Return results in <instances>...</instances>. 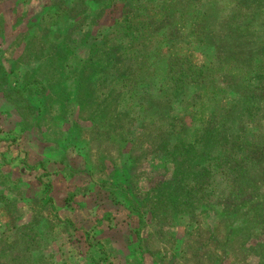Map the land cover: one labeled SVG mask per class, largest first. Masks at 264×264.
<instances>
[{
    "label": "rangeland",
    "instance_id": "374dc122",
    "mask_svg": "<svg viewBox=\"0 0 264 264\" xmlns=\"http://www.w3.org/2000/svg\"><path fill=\"white\" fill-rule=\"evenodd\" d=\"M0 264H264V0H0Z\"/></svg>",
    "mask_w": 264,
    "mask_h": 264
},
{
    "label": "crops",
    "instance_id": "0c3cea01",
    "mask_svg": "<svg viewBox=\"0 0 264 264\" xmlns=\"http://www.w3.org/2000/svg\"><path fill=\"white\" fill-rule=\"evenodd\" d=\"M98 240H99V239H98ZM100 242L104 243L106 247H108V246L110 245V247L112 248L111 244H109V241H108V240H105V238H102V239L100 240ZM114 246H115L116 248H120V247L117 246L116 244H114ZM107 249H110V248L108 247Z\"/></svg>",
    "mask_w": 264,
    "mask_h": 264
},
{
    "label": "trees",
    "instance_id": "16d2710c",
    "mask_svg": "<svg viewBox=\"0 0 264 264\" xmlns=\"http://www.w3.org/2000/svg\"><path fill=\"white\" fill-rule=\"evenodd\" d=\"M173 79H170L169 81H171ZM165 82V80H164ZM242 102L249 108L250 106H253L254 104H252L250 101L248 102V100H245L244 98H242ZM251 103V104H250Z\"/></svg>",
    "mask_w": 264,
    "mask_h": 264
}]
</instances>
